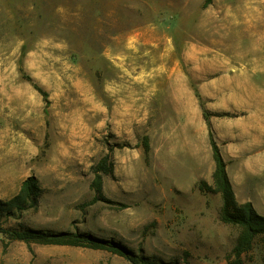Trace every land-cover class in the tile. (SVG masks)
Masks as SVG:
<instances>
[{
  "label": "rangeland",
  "instance_id": "374dc122",
  "mask_svg": "<svg viewBox=\"0 0 264 264\" xmlns=\"http://www.w3.org/2000/svg\"><path fill=\"white\" fill-rule=\"evenodd\" d=\"M203 3L0 0V200L16 195L28 175L41 187L36 209L0 211V227L93 236L157 263L227 264L238 229L219 220L220 194L198 188L200 181L212 185L213 159L196 162L181 149L174 155L155 136L165 128L166 116L159 113L165 77L143 73L134 85L132 76L124 80L126 89L141 94L139 114L119 117L102 109L108 98L113 102L104 89L107 79H117L109 60L129 50L125 43L133 38L142 52L135 58L148 71L170 70L178 62L188 67L191 96L207 112L210 129L207 106L213 100L199 89L220 75L216 62L244 64L248 50L261 49L264 0ZM32 84L48 93L46 113L39 95L27 96L37 92ZM152 85L157 89L150 91ZM105 154L113 170L103 176V200L86 205L93 198L94 168ZM250 197L264 215V197ZM0 264L134 263L106 249L28 244L0 233ZM243 264H264V246L256 243Z\"/></svg>",
  "mask_w": 264,
  "mask_h": 264
},
{
  "label": "crops",
  "instance_id": "0c3cea01",
  "mask_svg": "<svg viewBox=\"0 0 264 264\" xmlns=\"http://www.w3.org/2000/svg\"><path fill=\"white\" fill-rule=\"evenodd\" d=\"M131 40L128 38L125 43L129 50L114 53L113 60H109L117 79H107V88L104 86L107 95L114 96L112 106L109 98L107 105L103 104V112L119 117L139 114L142 108L141 94L132 88L133 91L126 89L128 85L124 80L132 76L133 80H129V83L134 85L140 83L143 73H149L150 77L164 76L167 84L163 103L165 108L159 107V113L166 116L163 121L165 128L160 127L155 136L160 137L172 154L176 155L181 149L182 154L201 162L204 160L202 156L212 158L209 144L211 132L226 164L236 200L240 203L252 202L250 196L254 194L264 197V43L261 49L251 48L247 51L244 64L238 60H230L229 64L216 62L214 67L220 75L203 82L199 91L203 98L213 100L207 106L211 114L209 129L201 105L191 96L188 67L185 70L178 62L170 70L163 65L158 69L153 66L148 71V64L143 67L142 58H135L141 56L142 52L137 50L138 44L133 42V38ZM116 83L119 85L115 86ZM153 89H157V86L152 85L149 90ZM36 91L27 96L34 100L39 95L46 113L48 93L43 90L47 94L44 98L41 92ZM32 102L34 106L39 105L36 101ZM35 147L32 142L29 144L34 154L37 152Z\"/></svg>",
  "mask_w": 264,
  "mask_h": 264
},
{
  "label": "trees",
  "instance_id": "16d2710c",
  "mask_svg": "<svg viewBox=\"0 0 264 264\" xmlns=\"http://www.w3.org/2000/svg\"><path fill=\"white\" fill-rule=\"evenodd\" d=\"M212 0H204L203 7H207ZM26 79H30L24 75ZM36 87V86H35ZM36 89L46 98V93L40 88ZM203 116L207 119V112L203 109ZM209 144L212 150L214 161V170L212 173V185L200 181L198 188L202 191L220 194L222 205L219 210V220L227 225L236 227L238 234L235 244L227 258V264H243L244 256L249 253L256 243L264 246V215L259 214L251 202L239 203L233 192L231 183L226 172V164L222 159L220 150L209 132ZM145 159L148 160L150 146L148 137L144 136L142 141ZM113 170V161L110 154H105L97 162L94 168V176L90 182V189L93 192V198L86 205L103 200L102 186L103 176L111 174ZM41 194V187L35 175L27 176L21 183L20 189L16 195L7 201L0 200V211L7 214L15 212L21 213L28 209H36ZM0 233L6 234L9 240H20L28 244L35 243L40 245H69L86 246L95 249H106L125 256L134 264H165L139 259L132 255L124 247L116 243L99 239L93 236H86L79 233H47L41 231H12L0 227Z\"/></svg>",
  "mask_w": 264,
  "mask_h": 264
},
{
  "label": "bare ground",
  "instance_id": "6f19581e",
  "mask_svg": "<svg viewBox=\"0 0 264 264\" xmlns=\"http://www.w3.org/2000/svg\"><path fill=\"white\" fill-rule=\"evenodd\" d=\"M211 71V70H210Z\"/></svg>",
  "mask_w": 264,
  "mask_h": 264
}]
</instances>
